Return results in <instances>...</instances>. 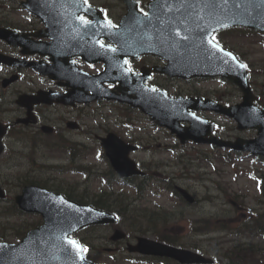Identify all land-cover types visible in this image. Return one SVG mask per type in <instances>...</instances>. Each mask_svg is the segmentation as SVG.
<instances>
[{"label": "rangeland", "instance_id": "1", "mask_svg": "<svg viewBox=\"0 0 264 264\" xmlns=\"http://www.w3.org/2000/svg\"><path fill=\"white\" fill-rule=\"evenodd\" d=\"M8 3L9 1L0 0V6ZM8 9H10L8 19L16 20L22 15L13 8ZM241 32L240 30L230 31L222 35V40L228 44L227 47L236 50L242 55L244 61L249 63V67L253 70L249 73L252 88L264 102V35ZM1 50L5 53V50L0 46ZM5 70L0 66V79L3 78ZM32 84L40 85L38 75L24 71L23 79L14 85L20 89H28ZM161 84L170 93H182L183 95L199 92L202 95L206 94L217 98V91H221L220 93L225 91V96H218L221 97V102L224 104H234L241 100V93L230 84L223 85L215 81L194 84L176 80H161ZM11 89L14 91V88ZM12 90L3 92L2 98L0 97V121H13L16 117L23 115L22 110L13 102L16 97L13 96ZM121 109V107L108 102L92 104L80 111H75V113L62 107L38 106L36 112L43 123L56 127L58 136L81 144L79 147L81 152H87L83 163L92 167L91 175L72 173L67 170L71 155L64 151V142H59L62 155L58 156L52 154L51 151H46L44 154L42 153V156L39 152L35 157L36 161L28 159L27 154L32 151L31 142L27 138H21L23 135L17 134L16 131L24 130L32 134L37 133V127L17 126L4 138L6 147L0 157V186L14 197L21 191V187L18 186L20 185L18 172H22L28 177L47 179L48 184L58 185L72 196L82 195L85 199L94 198V195L104 188L101 181L95 176L97 175L95 173L106 168L101 147L95 138L84 136L83 130L67 129L64 120L66 118L76 119L75 115L82 116V119L78 121L83 123V128L88 133L103 135L109 129L124 139L132 137L134 143L142 145V149L133 152L131 157L137 163L151 167V175L154 177L151 180L148 179L149 186L143 191L141 197L132 189L130 191L132 200L126 196L120 198L122 199L120 202L123 201L126 214H132L131 201L145 203L143 206H146L150 214L154 205L177 209L184 220L172 223L170 229L182 237L186 244L184 248L196 250L198 248H191L190 245H199L202 250L197 251L201 253L204 252L203 249L215 242H218L219 245L222 242L230 245V243L241 241L246 245H259L260 248H255L256 252H260V249L264 250V233L255 235L256 231L251 227L255 223L254 218L261 213L264 215V196L261 192V183L264 181V161L255 160L246 153H240L238 156L231 153L228 156L231 161L226 162L227 159L220 154H227L228 150L191 142L181 145L165 129L153 125L147 115L132 109V111L126 110L128 113L126 116H122ZM128 117H130L128 122L132 123V128L126 124ZM213 119L217 123L216 133L221 138L234 139L236 136L250 138L256 134L252 129L237 131L235 122L231 119L220 116L213 117ZM52 139L56 140L57 137L54 136ZM58 165L65 166V168L60 169ZM157 177L165 179L163 184L167 183V179L170 177L172 185H180L196 197L195 203L179 205L177 198L169 190L160 189V181L154 180ZM114 189L128 190L123 186H116ZM11 203V201L0 202V230L7 226L5 232L8 237L5 238V241L8 242L12 241L9 237L12 233L10 225H17L23 220L36 221L39 217L34 213L15 215L2 213L5 212V207H9ZM207 217L217 220L219 224H224V229L208 231L203 222V219ZM194 221L199 222L193 226L191 222ZM118 222L123 229L127 230L123 226L122 216ZM130 233L132 236V232ZM111 234V225H97L74 235L77 239H83L96 246L95 250L89 254L90 260L92 258L96 259L95 261L109 259L114 262L115 259H118L120 262L118 264H141L130 263L126 259L122 262L120 258L125 255L121 249L125 243L124 241L111 242L109 239ZM135 234L154 238L151 232L142 234L136 231ZM106 247H113L115 250L108 254L104 251ZM215 260V264H226V260L221 254L216 255ZM112 262L109 263L112 264ZM142 264H160V261Z\"/></svg>", "mask_w": 264, "mask_h": 264}, {"label": "water", "instance_id": "2", "mask_svg": "<svg viewBox=\"0 0 264 264\" xmlns=\"http://www.w3.org/2000/svg\"><path fill=\"white\" fill-rule=\"evenodd\" d=\"M171 1V0H170ZM238 7L230 4L226 11L217 10L216 19L228 26L243 25L264 31V4L261 0H236ZM154 23V15L146 38L149 43L144 52H156L169 61L166 72L169 75H221L230 79L242 92V102L230 107L216 105L214 109L234 118L238 129L247 127L256 128L258 137L255 139L236 138L235 141H223L214 137L203 138L205 132L209 133L211 126L202 127V122L187 112V109H198L199 106L184 100L166 99L163 93L154 89L143 91L142 83L139 81L132 85L133 93L138 96L132 98L133 106H140L145 112L156 119L158 124L170 128L182 142L193 139L196 142L205 141L220 146L231 147L235 150H249L253 154L264 155V109L255 106L252 101L255 96L248 85L247 74L244 67L235 56L222 47L213 48L209 44L212 29L222 28L215 19L208 16V10L196 8H176L169 10L167 14H159ZM166 21L161 23L162 17ZM211 21L210 27H205ZM124 25V24H123ZM158 26V27H154ZM123 27V26H122ZM203 29V30H202ZM215 30V31H216ZM3 31H0L2 33ZM0 37L3 35L0 34ZM142 42L141 39L136 42ZM129 43V42H126ZM212 43H214L212 41ZM129 49V47H125ZM144 46L131 47L132 54L141 53ZM231 53L230 56L224 55ZM126 52H124L125 54ZM48 73L47 69H41ZM45 99L40 96L26 99L20 97L17 103L26 106L27 117L17 119V123L33 122L31 108L33 104ZM45 102H50L49 100ZM182 121H189V126H181ZM44 130H48L44 128ZM7 131V125L0 123V155L4 149L2 138ZM106 153L112 166L121 175L139 173L135 163L128 158L130 150L134 146L125 144L122 140L109 135L104 140ZM179 191L189 202L193 197L184 189ZM4 191L0 188V197H4ZM16 203L22 210L35 211L42 214L43 224L27 233L19 243H1L6 247L0 251V264H93L81 259L82 251H77L68 241L69 235L79 228L88 224L113 222L115 220L111 213L98 210L92 206L78 204L66 200L62 195L54 194L36 185H27L22 193L15 197ZM125 235L117 230L112 236L113 240L121 239ZM73 241V240H72ZM127 249L141 254H150L174 258L181 263H209L210 259L201 256L191 250L176 248L145 237H138L137 243L128 244Z\"/></svg>", "mask_w": 264, "mask_h": 264}, {"label": "flooded vegetation", "instance_id": "3", "mask_svg": "<svg viewBox=\"0 0 264 264\" xmlns=\"http://www.w3.org/2000/svg\"><path fill=\"white\" fill-rule=\"evenodd\" d=\"M20 3L23 0H18ZM136 3L137 8L143 13L147 11L150 0H132ZM22 8V7H21ZM47 10L52 27L44 25V20L36 15L31 14L24 8L20 9L22 14L18 19H7L3 25L16 32L26 34L18 38V45L13 46L4 40H0V46L5 50V54L18 58L22 61H44L46 63H58L59 78L50 79L38 75L40 85L32 84L28 89H19L15 83L23 79V72L29 71L36 73L31 68L17 69L5 66L4 76L18 74L17 82L9 84L5 90H12L13 93H34L38 89L56 92V94H68L69 91L74 93L89 94L90 90L85 84L79 82L78 73L84 75H98L101 79H109L118 74V70L139 74L147 69L148 84L163 86L161 80H169L159 71H154L153 67H163L165 61L157 56L142 55L138 58H121L116 50V44L109 40V28L105 26L104 19L110 20L113 25L120 22L126 12V5L122 0H88L87 5L83 0L78 3H72L71 0H52L47 4ZM79 16H85L91 21L90 26H85L78 19ZM17 41V39H16ZM49 42V43H48ZM35 45H47L51 52L50 55H40ZM103 45V47H101ZM32 49L34 50L32 53ZM114 50V51H113ZM2 52V50H1ZM125 62V63H124ZM106 63L110 64L107 73H104ZM124 65V66H123ZM200 81V79H194ZM114 87V85H107ZM59 96V95H58ZM103 100L89 104H76V106H64L53 103L54 106H61L70 110L80 111L91 104H101ZM42 107H46L42 105ZM74 119L80 126L82 116L75 115ZM96 137V135L94 134Z\"/></svg>", "mask_w": 264, "mask_h": 264}, {"label": "trees", "instance_id": "4", "mask_svg": "<svg viewBox=\"0 0 264 264\" xmlns=\"http://www.w3.org/2000/svg\"><path fill=\"white\" fill-rule=\"evenodd\" d=\"M20 134V133H18ZM23 137H31L30 135H26L21 133ZM36 137V136H33ZM32 142H35V138H29ZM43 140V139H41ZM47 141V140H46ZM48 142V141H47ZM28 182L29 180H24ZM31 182V181H30ZM263 187V194H264V186ZM81 200V199H79ZM91 204L94 206L101 208V209H108L106 206L100 201V198H94L91 201ZM16 210L15 206L12 204V207L8 210V213H12ZM120 216L124 217L125 226L128 231H132V237L135 236V232H141L142 234L146 233L147 231H152L156 239L175 244L179 246H184V241L176 234L172 233L171 231L165 229L169 223L170 214L171 212L165 209H152L151 214L146 207L140 206H132V214H126L124 212L123 205H120L119 209L116 211ZM254 225L251 226L252 230L256 231V234H261L264 232V215L263 213L259 214L258 217L254 218ZM28 223H23L18 226L16 229V233L13 236H17L19 238L28 228ZM211 226V224H208ZM217 227V226H216ZM134 228V229H133ZM4 235L5 232H2ZM253 234V233H252ZM128 236H131V233L128 232ZM253 247V249H252ZM244 245L240 246L238 244L229 246L224 249V254L229 257L232 264H264V255L262 252H256L255 246L252 245ZM217 252L215 247L212 246L208 250V254ZM259 254L261 256H259Z\"/></svg>", "mask_w": 264, "mask_h": 264}, {"label": "snow or ice", "instance_id": "5", "mask_svg": "<svg viewBox=\"0 0 264 264\" xmlns=\"http://www.w3.org/2000/svg\"><path fill=\"white\" fill-rule=\"evenodd\" d=\"M72 3H78V0H71ZM139 0H137V3ZM83 3L87 5L88 0H83ZM261 3L264 4V0H261ZM232 4L233 6L238 7L239 4L236 2V0H154V3L150 5V7L153 10L159 9L161 7H166L169 10H172V8H176L177 11H179L181 8H196L199 6L201 10H208V16L212 19H215L217 23L220 24L221 27H226L227 25L222 24L218 19H216V12L217 10L226 11L228 7ZM141 11H143L141 9ZM145 16H148L149 13L145 12ZM78 19L81 21V23L85 26H90L91 21H89L85 16H79ZM107 26L109 28H115L116 25H113L110 20L107 21ZM211 21L209 24L205 25V27H210ZM203 30V29H202ZM216 29H212L213 32H215ZM215 37H212V40H214ZM212 40H209V44L213 48L219 49V45L216 43H212ZM103 47V45H101ZM114 51V50H113ZM224 55L230 56L231 53L225 52ZM241 67H244V65H241ZM68 243L75 248L78 252L79 251H86V249H83L81 246L78 245V242L69 240ZM6 246L0 245V251H2ZM83 259V257H81Z\"/></svg>", "mask_w": 264, "mask_h": 264}, {"label": "bare ground", "instance_id": "6", "mask_svg": "<svg viewBox=\"0 0 264 264\" xmlns=\"http://www.w3.org/2000/svg\"><path fill=\"white\" fill-rule=\"evenodd\" d=\"M157 10V9H156Z\"/></svg>", "mask_w": 264, "mask_h": 264}]
</instances>
